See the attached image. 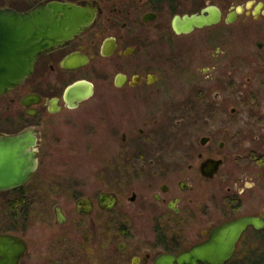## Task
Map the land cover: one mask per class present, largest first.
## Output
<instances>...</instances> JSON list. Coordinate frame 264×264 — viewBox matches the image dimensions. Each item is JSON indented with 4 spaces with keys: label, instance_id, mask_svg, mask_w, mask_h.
<instances>
[{
    "label": "flooded vegetation",
    "instance_id": "flooded-vegetation-1",
    "mask_svg": "<svg viewBox=\"0 0 264 264\" xmlns=\"http://www.w3.org/2000/svg\"><path fill=\"white\" fill-rule=\"evenodd\" d=\"M51 1L88 6L95 11V18L87 30L38 56L33 72L26 81L7 94L0 95V147L4 146L1 141L3 134L15 135L24 131L35 134V141L29 137L24 144L35 152L37 168L21 186L0 191L15 195L8 202L12 207H18L25 201L30 205L32 189L39 187L33 186V182L42 163V149L46 146L43 133L52 124L54 116L64 110L76 109L86 101L76 108L69 107L65 91L70 85L83 80L91 82L94 85L93 97L97 92L95 80L109 82L114 93L118 90L127 92L122 100L131 102L133 110L140 111L146 107L151 112L157 109L154 99L161 92L157 85L163 80L170 62L177 61L186 48L195 43L207 48L214 38L217 41L221 38L224 45H232L234 41L242 45L246 25L254 22L264 27V1L255 0H0V9L25 14ZM210 12L220 14L218 23L195 27L188 33L177 32L175 21L181 24L185 17L207 16ZM256 46L264 53V40L257 41ZM217 52L222 56L220 47ZM211 56L212 53L205 49L203 61L208 63ZM225 57L222 56L223 59ZM252 59L253 65L247 68L253 70L256 79L254 88H244L243 55L237 56V71L233 76L239 83L238 109L233 108L231 112L236 114L239 110L238 115L246 119L221 121L225 129L219 135L223 139L217 147L214 143L218 136L211 130L201 137L200 151L131 152L127 147L118 153V157L126 160L122 176L116 178L111 186L107 185V190H101L96 200L84 196L91 199L90 207L83 203L78 207L79 199L84 197L76 200L75 210L81 217L92 216L97 210L106 213L103 217L98 216L99 220L108 224L100 228L99 237L108 246L110 261L113 260L111 252L115 253L116 250V221L148 223L153 225L156 233L152 241L139 242L133 247L129 239L135 234L130 226L127 227L128 232L116 251L124 253L130 264H156L160 256L176 257L209 241L225 223L247 216L255 217L258 225L247 227L233 257L225 264H235V257L245 252V249H241L244 244L249 245L246 248L248 252L259 250L264 245V109L261 113L264 102V55ZM199 71L208 80L211 79V66L206 65ZM245 95L251 96V103L247 100L245 103ZM250 117L257 118L253 125L249 123ZM5 122L15 125L16 130L5 132ZM143 124L147 126L148 122L144 121ZM257 125L263 131H259ZM253 128L257 129L256 134ZM251 131L253 136H250ZM141 133L144 131L141 130ZM112 135L111 140L114 138ZM253 138L257 142L253 150L249 148L246 153H237V159L241 161L254 159L253 173L248 174L245 170L234 179L231 171H222L229 159L223 151L226 144H230V150L236 152L240 144ZM122 141L128 142L125 132ZM211 160L222 161L213 175L207 172V162ZM102 193L114 194L116 204L104 206L100 200ZM58 205L65 217L62 223L58 222L55 212ZM118 210L119 216L116 214ZM53 211L56 226L69 223L70 217L62 205L56 204ZM2 223L0 217V226ZM6 233L16 235L27 243V250L19 261L22 264L30 250L29 242L17 231H4L0 227V234ZM129 249L133 253L131 259L128 258L130 253L127 254ZM263 257L264 251L259 255V258Z\"/></svg>",
    "mask_w": 264,
    "mask_h": 264
},
{
    "label": "rangeland",
    "instance_id": "rangeland-1",
    "mask_svg": "<svg viewBox=\"0 0 264 264\" xmlns=\"http://www.w3.org/2000/svg\"><path fill=\"white\" fill-rule=\"evenodd\" d=\"M263 29L260 23L250 22L246 25L242 45L236 41L232 45H224L221 38L219 41L214 38L207 48L201 43L186 48L177 61L170 62L163 80L157 85L161 92L154 99L157 108L154 111L150 112L146 107L140 111L133 110L131 102L122 100L126 91L118 90L114 93L111 83L97 79L94 81L97 92L93 97L76 109L64 110L54 116L52 124L43 133L46 146L42 149V163L33 182V186L39 187L32 189L30 205L25 201L18 207L9 206V199L15 195L0 193V217L3 222L0 227L4 231H17L30 244L22 264H130L124 253L116 251L128 232L127 227L130 226L135 234L129 239L135 247L139 242L156 238L153 225L116 221V250L115 253L111 252L113 260L110 261L108 246L99 237L100 228L108 224L99 220L98 216L103 217L106 213L97 210L92 216L81 217L75 210L76 200L84 196L96 200L101 190H107V185L111 186L116 178L122 176L126 160L118 157V153L127 147L131 152L200 151V139L208 130L217 134L214 143L217 147L223 139L219 135L225 129L221 121L241 118L239 110L236 114L231 112L233 108L238 109L239 83L233 77L237 71V56L245 57L242 82L244 88L250 90L255 87L256 79L252 68L247 67L253 65L252 58L264 55L256 46L257 41L264 40ZM218 47L227 60L218 55ZM205 49L212 53L208 63L203 61ZM206 65L212 69L210 80L199 71V68ZM250 98L245 95V103L246 100L251 103ZM3 104L7 105L5 102ZM263 109L264 102L261 113ZM248 120L253 125L257 118L250 117ZM144 121L148 122L147 126L143 124ZM257 128L263 131L259 125ZM3 130L11 132L16 130V126L5 122ZM252 131L255 134L258 132L256 128ZM252 131L250 136L254 135ZM123 132L128 135V142L122 141ZM111 133L115 138L113 140L110 139ZM256 146L257 142L253 138L240 144L239 151L232 152L231 145L227 143L223 151L229 159L222 171H231L234 179L245 170L252 174L254 159L241 161L237 159V153H246L249 148L253 150ZM56 204L62 205L68 213L70 220L67 225L54 224L53 208ZM116 214L119 216V210ZM125 242L129 245L128 241ZM248 246L242 245L241 249H245V252H240L233 263L254 264L261 259L256 264H264V257L259 258L264 245L251 252L246 251ZM129 253L128 258L131 259V249Z\"/></svg>",
    "mask_w": 264,
    "mask_h": 264
},
{
    "label": "water",
    "instance_id": "water-1",
    "mask_svg": "<svg viewBox=\"0 0 264 264\" xmlns=\"http://www.w3.org/2000/svg\"><path fill=\"white\" fill-rule=\"evenodd\" d=\"M250 5V4H248ZM95 11L88 6L51 1L28 13L20 14L9 9H0V95H5L23 84L32 74L38 56L58 48L87 30L94 22ZM220 14L185 17L181 24L175 21L179 33H188L195 27L214 25ZM67 66H68V62ZM120 85V83H118ZM94 93V85L88 81H78L65 91L69 107L76 108ZM35 134L24 131L15 135L3 134L0 147V191L10 190L24 184L37 168L35 152L24 143ZM204 139L203 141H205ZM35 141V139H34ZM222 161L207 162V172L213 175ZM100 200L104 206L116 204L111 193H102ZM91 199H79L78 207ZM58 222L64 214L58 205L55 209ZM249 225L257 227L255 217H242L222 225L212 238L194 246L178 256H160L156 264H225L234 255L236 245ZM27 250V243L12 234H0V264H19Z\"/></svg>",
    "mask_w": 264,
    "mask_h": 264
}]
</instances>
